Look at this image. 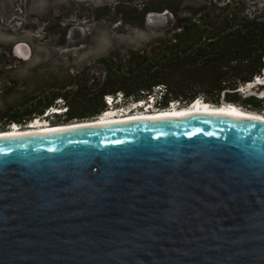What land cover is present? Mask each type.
Masks as SVG:
<instances>
[{
	"label": "water",
	"instance_id": "obj_1",
	"mask_svg": "<svg viewBox=\"0 0 264 264\" xmlns=\"http://www.w3.org/2000/svg\"><path fill=\"white\" fill-rule=\"evenodd\" d=\"M0 264H264V121L0 136Z\"/></svg>",
	"mask_w": 264,
	"mask_h": 264
},
{
	"label": "trees",
	"instance_id": "obj_2",
	"mask_svg": "<svg viewBox=\"0 0 264 264\" xmlns=\"http://www.w3.org/2000/svg\"><path fill=\"white\" fill-rule=\"evenodd\" d=\"M126 5V10L117 7L124 23L142 26L151 12L169 10L173 16L160 36L122 60L112 56L105 62L97 106L84 111L73 105L81 88L71 95L54 92L47 100L39 98L38 103L13 110L0 129L12 123L25 126L60 100L68 102L66 111L45 117L55 116L56 122L65 123L93 119L109 108L105 97L118 93L121 102L115 107L153 95L156 109L168 108L171 102L185 107L201 98L216 106L226 102L255 112L264 110V97L243 95L240 89L264 73V3L253 8L245 0H148ZM183 7L189 10L186 16L179 15ZM98 84V78L92 77L86 92ZM160 85L164 90L159 94L154 88ZM258 89L264 92V85Z\"/></svg>",
	"mask_w": 264,
	"mask_h": 264
},
{
	"label": "rangeland",
	"instance_id": "obj_3",
	"mask_svg": "<svg viewBox=\"0 0 264 264\" xmlns=\"http://www.w3.org/2000/svg\"><path fill=\"white\" fill-rule=\"evenodd\" d=\"M146 1L0 0V128L7 125L13 110L38 103L39 98L47 100L54 92L71 95L81 88L80 98L73 105L84 111L97 106L105 62L112 56L117 61L124 59L130 51L160 36L161 30L170 24L173 15L169 10L149 13L142 26L121 20L118 8L126 10V4ZM245 1L248 8L264 3ZM188 13L183 7L179 15ZM132 16L136 20L139 17ZM18 45L28 46L29 54H18ZM92 77L98 78L100 84L87 93ZM258 88L255 82L240 87L247 96L262 95ZM132 104L130 101L119 106L130 109ZM67 105L68 102H61L54 106ZM45 118L52 124L61 123L55 121V116L41 117Z\"/></svg>",
	"mask_w": 264,
	"mask_h": 264
},
{
	"label": "bare ground",
	"instance_id": "obj_4",
	"mask_svg": "<svg viewBox=\"0 0 264 264\" xmlns=\"http://www.w3.org/2000/svg\"><path fill=\"white\" fill-rule=\"evenodd\" d=\"M16 51L18 54L22 56H27L29 54V47L18 45L16 47ZM261 79V78H260ZM194 103V102H193ZM231 105H223V106H216L206 101H197L196 103L192 104L190 107H174V108H164L159 109L157 111H134L133 109H121V111L116 108H108L105 110L106 112L101 114V117L95 119H84L78 120L68 123H58L52 124L45 118L44 120L41 118H36V120L31 121L26 127L19 126L20 124L15 123V125L11 128L6 130L0 131V136H5L8 134H21V133H34V132H50L53 130H59L62 128H68L70 126H80V125H90V124H105V123H114V122H121L127 120H134V119H145V118H160V117H169V116H180L183 114H189L194 112H207V113H214V112H226L230 114H235L238 116H247L252 118H257L259 120L264 121V114L260 112H255L251 110H246L241 108L236 104ZM137 106V105H136ZM139 107V105H138Z\"/></svg>",
	"mask_w": 264,
	"mask_h": 264
},
{
	"label": "clouds",
	"instance_id": "obj_5",
	"mask_svg": "<svg viewBox=\"0 0 264 264\" xmlns=\"http://www.w3.org/2000/svg\"><path fill=\"white\" fill-rule=\"evenodd\" d=\"M263 76H264V73H263ZM263 76H261V77H259V78H262ZM258 78V77H257ZM256 80V79H255ZM255 82V81H254ZM253 82V83H254ZM246 85H249V84H246ZM243 88V87H242ZM263 95H264V92H261ZM121 96H122V94H111V95H107L106 97H105V99H106V102H107V104H108V102H110V100L112 99L113 100V103L110 105V104H108V106H109V108H116V110H118V109H123V107H115L114 106V104L115 103H117V102H121L120 100H121ZM197 101H200V102H202L203 100L201 99V98H197L195 101H194V103H196ZM62 101L60 100L59 102H58V104H60ZM139 101H137V102H133V104H132V109L134 108V107H137L138 108V110H139V108H140V110L141 111H146V110H148V109H146V110H144L141 106H136V104L138 103ZM142 102H144L146 105H149V106H151L152 107V110H149V111H157V110H159V109H155L156 107H154L153 108V106H155L154 105V99L152 98V99H150V96H147V99L146 100H142ZM175 103L176 102H171L170 103V105H169V107L168 108H174V107H179V104L178 105H175ZM193 102L190 104V105H188V107H190L192 104H194ZM137 108H134V109H136L137 110ZM54 110H60L61 112L60 113H57V114H61V113H63V112H65L66 111V108H63V107H60V108H57V107H55V106H53V107H51L50 109H48V110H46V113L45 114H47L46 116H50V115H52V114H54ZM106 112V111H105ZM99 117H101V115L100 116H97V117H95V118H99ZM36 119H34V121H35ZM29 124H31V122L30 123H28L27 125H29ZM15 125V123H12L11 125H10V127L12 128L13 126ZM26 125V126H27ZM9 127V128H10Z\"/></svg>",
	"mask_w": 264,
	"mask_h": 264
},
{
	"label": "built area",
	"instance_id": "obj_6",
	"mask_svg": "<svg viewBox=\"0 0 264 264\" xmlns=\"http://www.w3.org/2000/svg\"><path fill=\"white\" fill-rule=\"evenodd\" d=\"M163 90H164L163 85L156 86V87L154 88V91H155L156 93H159V94H160ZM149 96H150V99L153 98V95H149ZM175 105H178V102H176Z\"/></svg>",
	"mask_w": 264,
	"mask_h": 264
},
{
	"label": "flooded vegetation",
	"instance_id": "obj_7",
	"mask_svg": "<svg viewBox=\"0 0 264 264\" xmlns=\"http://www.w3.org/2000/svg\"><path fill=\"white\" fill-rule=\"evenodd\" d=\"M17 52V51H16ZM119 110H121V109H119ZM105 112V111H104ZM103 112V113H104ZM46 113V112H45ZM44 115H47V114H44ZM53 115V114H52ZM48 120V119H47ZM33 121V120H32ZM76 121H78V120H76ZM50 122V121H49ZM73 122V121H72ZM61 123H65V122H61ZM68 123V122H67ZM60 124V123H59Z\"/></svg>",
	"mask_w": 264,
	"mask_h": 264
},
{
	"label": "snow or ice",
	"instance_id": "obj_8",
	"mask_svg": "<svg viewBox=\"0 0 264 264\" xmlns=\"http://www.w3.org/2000/svg\"><path fill=\"white\" fill-rule=\"evenodd\" d=\"M253 119H255V118H253Z\"/></svg>",
	"mask_w": 264,
	"mask_h": 264
}]
</instances>
